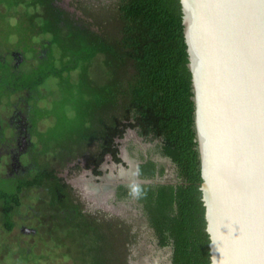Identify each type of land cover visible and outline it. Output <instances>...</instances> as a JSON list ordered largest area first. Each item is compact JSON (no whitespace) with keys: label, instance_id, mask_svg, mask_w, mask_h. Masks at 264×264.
Instances as JSON below:
<instances>
[{"label":"trees","instance_id":"1","mask_svg":"<svg viewBox=\"0 0 264 264\" xmlns=\"http://www.w3.org/2000/svg\"><path fill=\"white\" fill-rule=\"evenodd\" d=\"M5 1L0 0V31L6 33L5 24L13 25L10 16H16L19 39L0 42V103L1 93L27 92L29 140L39 135L46 149L54 144L70 151L72 160L86 158V168L96 175L102 174L99 166L107 154L121 162L117 139L129 128L136 130L153 144L149 152L173 162L178 173V183L138 187L137 200L152 230L148 240L171 247L172 264H211L182 0H78L83 14L62 0H14L16 10L3 9ZM22 2L25 7L17 8ZM4 45L8 49H1ZM52 77L78 95L77 115L66 112L68 101L62 100L59 126L45 135L39 124L53 108L40 102L48 96L42 87ZM165 171L151 159L140 166L145 179ZM42 186L52 204L72 215L81 237L74 262L130 264L136 224L84 212L75 187L57 168H41L32 176L0 173L3 231L15 227L23 192ZM132 196V186L118 188L119 200Z\"/></svg>","mask_w":264,"mask_h":264},{"label":"water","instance_id":"2","mask_svg":"<svg viewBox=\"0 0 264 264\" xmlns=\"http://www.w3.org/2000/svg\"><path fill=\"white\" fill-rule=\"evenodd\" d=\"M182 5L211 264H264V0Z\"/></svg>","mask_w":264,"mask_h":264},{"label":"rangeland","instance_id":"3","mask_svg":"<svg viewBox=\"0 0 264 264\" xmlns=\"http://www.w3.org/2000/svg\"><path fill=\"white\" fill-rule=\"evenodd\" d=\"M95 1L97 4L107 2V0ZM62 2L68 8L83 14V9L77 7L79 6L78 0H62ZM23 3L17 8L23 9L25 7ZM16 5L14 3L10 7L9 1L6 0L2 8L16 10ZM10 19H12L13 25L7 23L4 26L7 30L6 33L0 31L1 43L8 44L10 40L19 39V31L14 26L18 23V18L10 16ZM2 22L3 18L0 16V27H3ZM1 49H8V47L4 45ZM15 55L18 61L22 60L21 55L17 53ZM13 58L10 56V59ZM42 88L48 96L42 99L40 104L53 109L52 114L40 122L39 131H46L45 135H49L52 127L59 126V112L64 110L63 104H61L62 100L67 99L68 101L66 112L72 117L77 115L78 95L66 91L57 77L50 78ZM1 95L0 133L1 128L5 131L3 139L0 140V173L2 175L26 174L32 176L41 168H57L59 174L75 186L81 202V209L84 212H92L100 220L106 214L111 215L109 218L118 215L127 217L123 213L130 211L127 210L129 205L127 207L116 206L115 209H112L111 206L106 207V204L101 203V200L98 199L97 194L84 189V183L87 184L90 180V178H85L90 177L86 171V158L79 157L72 160L70 151L59 146L53 147L54 144L46 149L39 135L31 136L29 140L30 135L27 132L29 123L26 112L28 107L27 92H18L11 97L6 92ZM61 137L59 140L62 139ZM112 166L114 165L109 163V173ZM171 177L169 175L170 179ZM12 185L13 183L10 184V186ZM13 218L16 225L9 232L3 231L4 228L0 222V264L81 263L74 262L75 255L74 257L72 255L80 251L78 239H81L80 234L72 226V215L66 213L59 205L51 203V197L46 187H32L25 190L22 194L21 205ZM125 224L130 226L132 222L126 221ZM150 233H152L151 230L147 228L141 229L137 225L133 226L132 243L128 250L130 264L170 263L171 251L161 250L155 243L149 242L147 238Z\"/></svg>","mask_w":264,"mask_h":264},{"label":"flooded vegetation","instance_id":"4","mask_svg":"<svg viewBox=\"0 0 264 264\" xmlns=\"http://www.w3.org/2000/svg\"><path fill=\"white\" fill-rule=\"evenodd\" d=\"M134 135H128L129 129L125 132L124 138H118L117 141L120 144V153L119 157L121 158V162H116L113 160V157L110 154H107L99 166V170L102 172L101 175H96L92 168H86L88 171L87 174L90 175V178L87 183L88 191L91 193L97 194V197L100 196V199L104 196V192L99 195L98 190L95 189L94 184H102L104 177L106 176H114L118 178L117 183H114L110 187V193L103 198H105L104 204L107 206H111L112 209L118 206H125L129 205L126 212L123 215L127 217H123L122 215H118L117 217H121L122 219H126L127 221H131L132 223L136 224L138 228H147L151 230L148 225L146 224V218H144V211L142 205L137 200V192L135 193V183H137V190L140 185L143 183H138L140 180L151 181L148 184H175L178 183V173H177V166L171 162L170 160L163 159L158 155L151 154L149 152L150 148L153 146L152 143L146 142L136 130H134ZM136 133V134H135ZM137 135V136H136ZM134 139V140H133ZM143 144V145H142ZM144 147V148H143ZM146 147V148H145ZM126 152V153H125ZM149 159L155 161L158 164V167L161 165L166 167L165 175L161 176L159 173L156 174L154 178L145 179L140 176V166L147 162ZM109 163H112L114 166L113 169L111 167V172H108ZM134 164V166H133ZM139 165L138 171H136L135 166ZM113 170V171H112ZM110 171V170H109ZM126 172V176L122 178V175ZM133 173L135 174L133 176ZM169 175L171 179L169 178ZM128 177V178H127ZM130 179V180H129ZM89 184V185H88ZM120 186H132L133 187V196L128 200H119L117 198L118 188ZM75 187V186H74ZM112 189V190H111ZM114 211V210H112ZM132 212V213H131ZM134 212H136L134 214ZM140 223H142L140 225ZM152 232V230H151ZM148 239V238H147ZM150 242V241H149ZM151 243H155L158 246L157 241H151ZM160 248V247H159ZM161 250H170L172 253V248H160ZM170 253V257H171ZM170 263L172 264L171 258Z\"/></svg>","mask_w":264,"mask_h":264},{"label":"bare ground","instance_id":"5","mask_svg":"<svg viewBox=\"0 0 264 264\" xmlns=\"http://www.w3.org/2000/svg\"><path fill=\"white\" fill-rule=\"evenodd\" d=\"M131 134V136L132 135H134V132H130ZM136 134V133H135ZM129 135V136H130ZM137 136V135H136ZM133 137V136H132ZM134 140V139H133ZM143 145V144H142ZM144 148V147H143ZM146 148V147H145ZM126 153V152H125ZM133 166H134V164H133ZM135 174L133 173V176H134ZM124 176H126V172L122 175V178L124 177ZM128 178V177H127ZM130 180V179H129ZM117 181H118V178L117 177H114V176H106V177H104V180H103V183L102 184H94V187H95V189L96 190H98V193H99V195H101L102 194V192H104V196L106 195H108L109 193H110V187L114 184V183H117ZM85 185H84V189H86L87 191H88V188H87V184H86V182L84 183ZM112 190V189H111ZM103 196V197H104ZM101 198L100 199V196L98 197V199L99 200H101V203H103V202H105L106 200H105V198Z\"/></svg>","mask_w":264,"mask_h":264}]
</instances>
